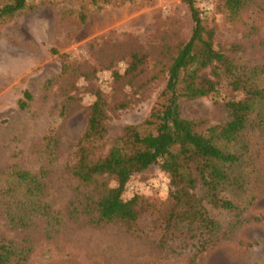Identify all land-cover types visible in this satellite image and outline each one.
<instances>
[{
    "label": "rangeland",
    "instance_id": "rangeland-1",
    "mask_svg": "<svg viewBox=\"0 0 264 264\" xmlns=\"http://www.w3.org/2000/svg\"><path fill=\"white\" fill-rule=\"evenodd\" d=\"M224 2L194 0L215 28V47L238 65L260 68L264 91V0H250L237 15ZM192 22L182 0H28L13 20L0 21V242L17 249L12 264H264V100L233 149L242 158L240 181L226 194L237 210L212 211L221 238L196 259L193 248L180 242L159 249L148 215L137 231L89 225L96 194L69 173L94 91L102 93L108 115L106 134L89 144L97 161L124 126L149 117ZM134 53L145 64L125 74ZM230 96L221 78L217 93L183 102L182 115L205 129L228 118L224 102ZM159 167L133 174L123 197L164 200L171 186ZM15 168L44 176L39 198L53 213L50 224L27 205ZM103 181L115 185L113 178Z\"/></svg>",
    "mask_w": 264,
    "mask_h": 264
},
{
    "label": "trees",
    "instance_id": "trees-1",
    "mask_svg": "<svg viewBox=\"0 0 264 264\" xmlns=\"http://www.w3.org/2000/svg\"><path fill=\"white\" fill-rule=\"evenodd\" d=\"M27 1L0 0V21L13 20L25 9ZM88 1L93 5H107L126 0ZM182 1L191 13V35L172 58L166 83L149 117L140 124L124 126L105 157L94 161L89 144L104 137L108 118L102 93L94 91L95 100L88 108L82 139L75 151L76 162L70 166L69 173L93 187L96 194L92 210H87L86 214L89 225L119 224L137 231L139 219L148 215L158 231L156 245L159 249L180 242L193 248L196 259L221 238V224L212 211L237 210L226 194L240 181L238 168L242 158L233 149L248 120L264 100V91L257 81L261 69L238 65L217 49L214 26L201 17L194 0ZM249 1L225 0L224 6L237 15ZM144 58L132 54L125 74L143 66ZM224 77L231 92L224 102L228 118L205 129L200 121L186 120L182 103L217 93ZM23 95L26 101L31 100L28 90H24ZM25 105L24 100L19 102L21 108ZM157 164L171 186L167 197L161 201L134 194L124 198L130 177ZM12 175L18 184L26 185L23 193L27 205L37 209L39 216L50 224L54 220L53 213L39 198L44 192V176L19 168H15ZM103 178H113L115 185L108 186ZM10 220L14 221L12 217ZM16 250L12 244L0 242V264L18 261Z\"/></svg>",
    "mask_w": 264,
    "mask_h": 264
}]
</instances>
